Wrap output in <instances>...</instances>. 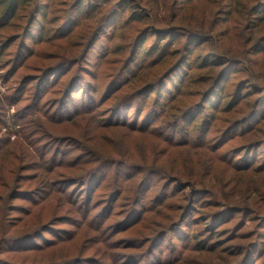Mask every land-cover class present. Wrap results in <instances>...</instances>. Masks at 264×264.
I'll use <instances>...</instances> for the list:
<instances>
[{
    "label": "trees",
    "instance_id": "trees-1",
    "mask_svg": "<svg viewBox=\"0 0 264 264\" xmlns=\"http://www.w3.org/2000/svg\"><path fill=\"white\" fill-rule=\"evenodd\" d=\"M111 1L51 0L42 3L45 1L0 0V22L5 20L4 24L16 19L22 11L30 9L24 27L22 26L17 37L19 38L17 52L8 61L0 60V64L5 66L0 65V70H4L0 77L6 86L4 92L0 90V133L2 132L0 156L12 146L19 145L22 157L26 158L27 162L14 171L22 167L31 172L37 167L44 173L57 176L55 179L44 178V183L36 192L20 191V194H25V198L43 196L45 192H49L50 196L54 193L63 195L68 191L71 182L72 185L78 184L82 188L80 192H85L86 197L81 201L78 198L73 199L71 194L72 199H68L72 208L80 212L81 221L77 229L80 226H92L101 244L89 255L85 254L86 245H82L77 255L58 260L35 261L32 264H178L183 251L178 245V240H187L190 244L194 238L197 249L211 250L215 241L209 243V240L223 230L218 228L213 231L219 218L231 211L242 213H248L249 209L255 211L258 196L264 197V185L254 177L256 174H264V165L252 166V163L256 162L258 148L264 145V139H253H259L257 137L261 136L264 128L257 125L254 130L251 123L245 124L250 120L264 118V96L252 101L248 99L252 94L245 96L242 93V86L235 93L217 92L230 66L243 64L244 60L252 55L258 57L264 50V0L259 3L256 1L251 6L249 2L244 3L243 0H230V7L223 2L226 9H223L224 4L220 8L212 9L210 16L222 12L223 17H220L225 18L224 20L229 19L218 33L216 29L222 19L217 15L209 21L207 16L201 20L196 17L188 18V10L197 7L200 0H118L110 6L108 12L99 17ZM213 1L217 3V0ZM169 10L175 22H169L167 29L155 27L156 24L166 23L162 19H165V14ZM124 11L127 14V17L122 19L125 23H145L147 27L140 33L142 35L136 36L131 43L129 54L120 59L124 60L122 65L110 70L112 71L108 79L110 81L108 84L103 81L102 84L106 85L104 89L100 84L86 79L84 75L73 73V70L74 67L81 69L91 48L98 46L96 43L101 33L111 22L113 24V21H118V16L123 15ZM164 31L169 39L160 45L159 41L163 38L161 33ZM151 32L158 36V40L143 55L142 43L147 33ZM107 36L110 39L112 34ZM9 38L6 45L0 44V58L4 56L5 50L15 37ZM181 38H185V42L175 47ZM45 44L51 45L52 48L48 53L49 57L46 58L48 62L33 64V70L37 72L33 75L35 77L29 78L26 73L16 78L19 67L28 64L29 59ZM1 46H5L4 49ZM99 49L100 52L103 51L100 54L101 58L105 57L108 47L102 43ZM156 52H159L158 56H155ZM159 65H166L167 69L158 79L153 80L158 75ZM186 66L195 67L202 72L201 84L204 86L216 71L220 74L216 79L213 77L211 84L203 91L195 93L200 95L199 101L191 99L195 94L188 97L181 92V83L174 80V75ZM85 70L87 74L92 75L90 69ZM31 81L34 84L28 89L26 84ZM19 82H22L21 86H18ZM171 83H176L172 89ZM60 84L61 87L57 89ZM256 89L258 88L255 87L254 90ZM103 90L105 91L100 95ZM249 91L250 89L246 92ZM47 96L49 97L45 99ZM242 99L247 101L244 105L241 103ZM108 100H112L111 105L102 109ZM218 108L227 115L216 117L215 114L220 111ZM204 109L207 113L202 114ZM131 111L132 117L129 115ZM261 115L262 117H259ZM193 116L195 117L192 119ZM160 118L163 123L159 135H163L169 146L167 150L170 149L166 162L170 165L165 170L143 165L131 158L119 160L112 157L102 158L103 156L98 155L93 148L80 147V154L70 159V153L75 146L67 144L70 137L58 134L61 124L79 119L91 120L93 126L101 130L128 125L133 129L145 131L160 122ZM38 119L41 125L34 127V122ZM44 119L49 121V126L43 122ZM187 119L190 122L202 120L196 141L190 139L186 127ZM240 128L244 129L241 133L242 138H246L245 147L242 148L244 152L242 158L246 162L237 165L234 170H239L243 175L249 174V177H252L249 180L240 177L239 181H236L218 176L211 178L208 183L204 178L198 181L193 173L182 170L186 169V162L185 168L180 169L173 160L172 153L178 148H184L190 141L196 147L218 151V148L224 146ZM210 133L214 135L205 144L204 138ZM214 138L217 142H213ZM233 144L235 142L230 143L229 147ZM21 154L14 157V160H22ZM221 157L224 158L223 154ZM229 160L230 157L228 162L231 163ZM188 161L191 162V159L188 158ZM76 163L82 164V167H89L75 179L66 177L59 170ZM137 178L140 179L139 188L117 211L116 205L124 193L123 184L133 182ZM157 180H160L159 182L164 180L157 195L145 200L144 194L148 185H153ZM231 183L233 186L230 193L220 191ZM106 184L109 186L108 191L93 203L98 187L103 188ZM214 188H217L215 190L218 193L213 191ZM199 192L205 194V198L197 209L195 196ZM167 197L170 202L166 201ZM224 204L231 207L220 209ZM166 208L169 212L164 215L163 210ZM150 211H153L152 215L156 214L162 218L161 227L157 230L146 229L151 217ZM262 212L261 207L255 211L256 214ZM195 213L197 215L191 217ZM64 219H70V216L65 215ZM191 223L204 224L206 229L191 233L189 228ZM129 228L134 229L128 230ZM62 230H58L59 233L54 232L62 242L72 238L75 233L68 232L69 230L61 232ZM132 230L139 232V235L129 237L116 235L119 231ZM49 231L56 230L51 228ZM37 232L39 231L2 237L0 250L7 248L6 251L15 254L17 252L27 254L29 249L25 248L31 246L34 251L30 252H36L43 247ZM66 235L71 236L65 238ZM250 248L249 259H253L254 253H261V242L254 241ZM0 264L15 263L0 257Z\"/></svg>",
    "mask_w": 264,
    "mask_h": 264
},
{
    "label": "rangeland",
    "instance_id": "rangeland-1",
    "mask_svg": "<svg viewBox=\"0 0 264 264\" xmlns=\"http://www.w3.org/2000/svg\"><path fill=\"white\" fill-rule=\"evenodd\" d=\"M44 1L45 2L42 3H46L47 1L51 0ZM116 1L118 0H112L110 5L105 8V10L102 12V14L99 15V17L108 12L110 6L114 5ZM256 1L257 3H259L262 0H243L244 3L249 2L248 4L250 6L253 5ZM223 2L229 5V7L231 6V4H229L230 0H217V3H214L213 0H200L197 7L188 10V18L191 19V17H196L201 20L202 17L207 16V21H209V19H214L216 15L218 17H223V15L221 14L222 12L210 16L211 10L216 9L217 7H222V5L224 4ZM223 9H226V5ZM29 10L30 9H28L27 11H22L16 19L10 20L8 24H4L6 23L5 20H2L0 22V44L4 45L5 43L6 45V41L10 39V36L15 37L14 40L10 42V46L5 50V54L2 58H0V60L8 61L9 59H11V57H14V54L17 52L19 47V38L17 39V37H19L22 26L27 20L28 14L30 12ZM126 17L127 14L124 11L123 15L118 16V21H113V24L111 22L108 27L105 28L96 43L98 44V46L91 48L88 53L87 59L82 63L81 69L74 67L73 73L75 72L77 73V75L82 74L86 79L88 78L90 79V81L95 82L96 84L98 83L102 87H104V89H106V85L103 86L102 84L103 81L105 82V84H108V82L110 81L108 80L110 74L112 73V71L110 70L115 69L116 67L119 68L122 65L124 60L120 59H124L126 55L129 54L131 43L136 38V36L140 37V35H142L140 33H142L147 27L145 23H125L122 19ZM221 17L219 19H222ZM219 19L216 18L217 21H219ZM224 19L225 18L222 19V22L219 21V26L216 29L217 33L225 27L226 23L229 20ZM162 20L167 24L159 23L156 24L155 27H160L159 29H167V25L169 24V22H175L172 20L170 10L165 14V19ZM148 33L144 39V42L142 43L143 55L145 54V51L158 40V36L153 34V32H151L150 34ZM177 33L179 34V32ZM107 34H112V37H110L109 39ZM161 35L163 38L161 41H159L160 45H162L165 40L169 39V36L165 34V31L162 32ZM184 42L185 38H181L180 43L176 44L175 47L181 46ZM102 43L105 44L106 47H108V52L105 57L101 58L100 54L103 53V51H99V45ZM1 47H3L4 49L5 46ZM51 51V45L45 44L41 46L37 54H34L35 56L33 55L29 59L28 64H24L19 67L16 78L20 74L26 73L27 75H29V78L35 77L33 75H35V73L37 72L33 70V64L40 65L47 63L48 60H46V58L49 57L48 53ZM158 53L159 52H156L155 56H158ZM255 57L256 55H252L251 57H248L246 60H244L245 55H243V64H235L233 66H230L225 76L222 78L220 85L217 88V92L224 91L226 93H235L239 89V87L242 86V93L245 94V96H248V94H252V96L248 98L252 101L264 96V50L259 53L258 57ZM191 59V61L193 62V58ZM115 61L116 63L114 64ZM0 65L2 67H5L2 64ZM157 68L158 75L153 80L158 79V77L162 75L167 69V66L159 65L157 66ZM85 69H90L92 75L87 74V70ZM199 71L200 70L195 67L186 66L181 68V70L174 75V80L176 79V82L181 83L182 90L180 91L184 92L186 95H188V97L197 93L198 91H203L211 84L210 82L213 81V77L216 79L220 75L218 74L219 72L216 71L208 84L204 86V84H201L202 72ZM3 72L4 70H0V75ZM12 79L13 78H11L10 80ZM33 84L34 82L31 81L26 85H28L29 89L33 86ZM21 85L22 82H19L18 86ZM175 85L176 83H171L170 88H174ZM60 87L61 84L57 86V89H59ZM255 87H257L258 89L254 90ZM249 89V93L246 92ZM0 90L1 92H4L6 90L5 82L3 81L2 77H0ZM104 91L105 90H103L100 95H102ZM49 96H47L45 99H47ZM151 99L152 98L150 97V100ZM191 99L193 101H199L200 95L195 94V96H193ZM111 102L112 100L106 101L102 109H106L107 106L111 105ZM246 102L247 101L245 99L241 100V103L243 105ZM222 106L224 105H220V107ZM207 110L209 111V109ZM218 110L220 111L215 114L216 117H224L227 115L226 113H223L221 109L218 108ZM204 113H207L206 109L202 111V114ZM129 115L130 117H132L133 111H131ZM194 117L195 116H193L192 119ZM259 117H262V115ZM142 119L143 117L141 118V120ZM263 121L264 118L262 117L257 118L253 121L250 120L249 123L247 122L245 124L247 125L251 123L252 129L256 130L257 125H260L264 128ZM43 122L49 126V121L44 119ZM201 122V119L194 120V122H190L187 119L186 127L189 131L191 141H196L197 135L199 134L200 128L202 127ZM162 123L163 120L160 118V122H158L155 126H150L145 131H139L138 128L133 129L128 125L121 127H108L101 130L93 126L94 123H92L91 120L79 119L75 122L61 124L59 126L58 134L60 136L70 137L69 139H67V144L70 146H75L72 153H70V159H74V157L80 154V147H83L84 149L93 148L98 155L103 156L102 158L112 157L117 160L122 158H131L135 162H140L143 165L146 164L151 167L161 168V170H165L168 169L170 165L166 163L170 149L169 151L167 150V147L169 146L165 141L163 135H159V130ZM214 124L215 120L213 122V125ZM34 125V127L41 125L40 120H36L34 122ZM243 132L244 129L240 128L236 131V134L233 133L232 137L227 140V143L224 146L218 148V151L196 147L190 141L185 145L184 148H178V150H175V152L172 153L173 160L176 161V165L180 169L185 168V164L187 163V170H182L193 173L195 179H197L198 181L202 180L201 178H204L206 179V183H208L210 180L215 177L217 178L218 176L226 177L229 180L233 179L236 181H239L240 177H242L243 180H249L252 178L249 177V174L243 175L240 174L241 172L239 170H234V167L236 168L237 165H242V163L246 162V160L242 158V156L244 157L242 148L245 147L244 141L246 140V138H242L243 134L241 133ZM260 134L261 136L257 137L259 139L253 140L264 139V132ZM1 135L2 132L0 133V136ZM213 135L214 134L212 133L208 134V136L204 138V141H206L204 143H208ZM12 138L14 139L15 136H12ZM46 141L47 140H44V142ZM202 142L200 143L204 144ZM213 142H217L216 138H214ZM232 142H235V144H233L232 147H229L230 143ZM258 151L259 152H256L258 153V155H256V162L252 163V166H256V164H259L260 166L264 165V145L258 148ZM20 154L21 149L19 145H16L12 146L9 151L3 152V154H1L0 156V239L2 237L19 236L30 233L32 231H39L37 233H39L38 235H40L38 237L41 240L40 243L41 245H43V247H41L42 249H39L36 252H30L34 251V248L32 249L31 246H27V248H25L29 249L27 251V254H22L21 252H17L15 254V252L6 251L8 249L5 248V250H0V257L15 264H32L35 261L43 262L50 261L51 259L58 260V258L63 259L64 257L77 255L82 245H86V255L91 254L95 249L99 248L101 244L97 240V232L91 228L92 226H80L77 229V226L81 221L80 212L77 209L72 208L71 204L68 203V199H72L71 194H73V199L78 198L81 201L86 197L85 192H80L82 191V188H80L78 184L72 185L71 182V185L68 186V191H63V195L54 193L52 194V196H50L49 192H45L43 196H27L25 198V194H20V191L23 190H33V192L38 191L39 189L37 188L42 186V184L44 183V178H46L47 180L49 178H57L55 174L49 175L47 172L44 173L43 170H39L37 167L31 172L27 169H22V167L21 169L14 171V169H16L18 166L20 168L23 163L27 162L26 158L22 157L23 154H21L22 160H14V157H17V155ZM221 154H223L224 156L223 159L221 157ZM228 157H230L229 161H231V163L228 162ZM188 158L191 159V162H187ZM81 167L82 164L76 163L59 170L64 173L66 177L75 179V177L84 172L89 166H84L82 168ZM30 173H32L33 176H31L32 174ZM254 177L259 180L260 184L264 185V174H256L254 175ZM159 181L160 180L154 181L155 183L151 186L148 185L144 194L145 200L152 199L157 195V192L161 188L162 183H164V180H161L162 182ZM139 182L140 179L137 178V180H134L133 182L123 184L124 193L120 201L116 205L117 211L122 207L123 203L127 201V198L132 197L135 194V192L139 188ZM174 186L172 187L174 188ZM232 186L233 183L228 184L227 187L223 188L224 190H219L221 192L230 193ZM108 187V184H106V186L103 188L98 187L94 194L95 197L93 203L96 200H99V198H102L105 191H108ZM215 189L217 188H214L213 191L218 193V191H216ZM168 197L166 198V201L170 202L171 200H168ZM195 197V201H197L196 204L198 206L197 209H199V204L205 198V194L199 192ZM248 200L251 202L250 199ZM255 206L256 210L259 207L263 209L262 214H256V210L254 211L249 209L248 213L231 211L230 213L227 212L229 213L228 215L224 214L223 216H221L218 222H216V224L214 225L213 231H215L214 229L218 228H221L223 230L221 231V233L214 234V236H212V240H209V243L215 241L214 247L211 250H208L206 248L202 250L197 249L196 241L194 240V238L191 239L190 244L187 243V240H178L179 247L183 249L181 255L182 258L178 264H264L263 196H258L255 202ZM230 207L231 206H229L228 204H224V206H222L220 209H229ZM163 211V214L165 215L169 212V209L166 208ZM152 212L153 211L149 212V215H151V217L147 222L146 229L155 228L157 230L161 227L160 221L162 220V218L156 214L152 215ZM65 215L70 216V219H64ZM196 215L197 214L195 213L191 217H195ZM115 219H113V221ZM166 221H164V223ZM189 226L191 233L199 232L201 229H206L204 224L191 223ZM51 228L56 231L50 232L49 229ZM131 229L134 228H129L128 230ZM58 230H62L61 232H66L67 230H69L68 232L75 233L72 238L62 242L61 239L57 237L56 233H54L58 232ZM136 234L139 235V232L132 230L130 232L119 231L116 235H119V237H129ZM70 236L66 235L65 238H68ZM258 240L261 242V253H254V258L249 259V251L251 249L250 247L254 241ZM4 245L5 244H3V246ZM19 249L23 250L22 248Z\"/></svg>",
    "mask_w": 264,
    "mask_h": 264
}]
</instances>
